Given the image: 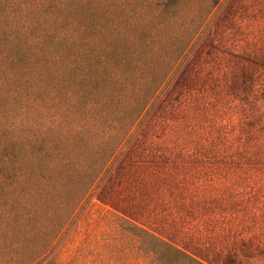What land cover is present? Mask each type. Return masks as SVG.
Here are the masks:
<instances>
[{"label":"trees","instance_id":"trees-1","mask_svg":"<svg viewBox=\"0 0 264 264\" xmlns=\"http://www.w3.org/2000/svg\"><path fill=\"white\" fill-rule=\"evenodd\" d=\"M217 3L0 0V264H206L92 205L51 252Z\"/></svg>","mask_w":264,"mask_h":264},{"label":"rangeland","instance_id":"rangeland-1","mask_svg":"<svg viewBox=\"0 0 264 264\" xmlns=\"http://www.w3.org/2000/svg\"><path fill=\"white\" fill-rule=\"evenodd\" d=\"M90 205L206 264H264V0H218L51 255Z\"/></svg>","mask_w":264,"mask_h":264}]
</instances>
